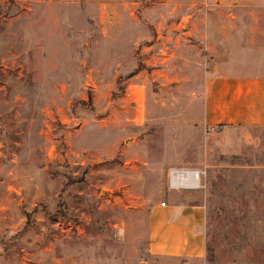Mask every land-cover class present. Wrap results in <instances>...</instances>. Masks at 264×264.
<instances>
[{
  "label": "rangeland",
  "instance_id": "rangeland-1",
  "mask_svg": "<svg viewBox=\"0 0 264 264\" xmlns=\"http://www.w3.org/2000/svg\"><path fill=\"white\" fill-rule=\"evenodd\" d=\"M240 32L264 0H0V264H127L170 167L203 170L206 261L264 264V127L190 121Z\"/></svg>",
  "mask_w": 264,
  "mask_h": 264
},
{
  "label": "crops",
  "instance_id": "crops-1",
  "mask_svg": "<svg viewBox=\"0 0 264 264\" xmlns=\"http://www.w3.org/2000/svg\"><path fill=\"white\" fill-rule=\"evenodd\" d=\"M209 49L208 63L194 77L192 127L203 133L264 127V40L220 33ZM167 191L174 193L164 205L149 206L144 247L127 264H210L204 205L186 201L188 190Z\"/></svg>",
  "mask_w": 264,
  "mask_h": 264
},
{
  "label": "built area",
  "instance_id": "built-area-1",
  "mask_svg": "<svg viewBox=\"0 0 264 264\" xmlns=\"http://www.w3.org/2000/svg\"><path fill=\"white\" fill-rule=\"evenodd\" d=\"M203 170L190 167H170L166 171V188L171 190H191L200 186ZM164 205L163 201L159 202Z\"/></svg>",
  "mask_w": 264,
  "mask_h": 264
}]
</instances>
